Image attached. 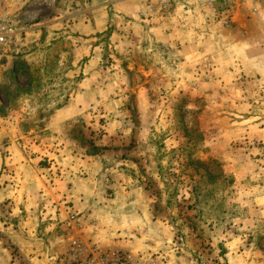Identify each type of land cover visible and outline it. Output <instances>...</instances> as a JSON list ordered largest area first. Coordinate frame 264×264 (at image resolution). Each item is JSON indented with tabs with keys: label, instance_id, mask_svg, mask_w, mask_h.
I'll list each match as a JSON object with an SVG mask.
<instances>
[{
	"label": "rangeland",
	"instance_id": "1",
	"mask_svg": "<svg viewBox=\"0 0 264 264\" xmlns=\"http://www.w3.org/2000/svg\"><path fill=\"white\" fill-rule=\"evenodd\" d=\"M6 11L0 264H264L262 4Z\"/></svg>",
	"mask_w": 264,
	"mask_h": 264
},
{
	"label": "built area",
	"instance_id": "2",
	"mask_svg": "<svg viewBox=\"0 0 264 264\" xmlns=\"http://www.w3.org/2000/svg\"><path fill=\"white\" fill-rule=\"evenodd\" d=\"M182 0H158L161 7L171 8L176 6ZM199 3L213 2V0H193ZM224 5H231L235 0H216ZM264 6V0H255ZM16 27V21L11 14L6 11V0H0V60L7 54L10 45L19 35Z\"/></svg>",
	"mask_w": 264,
	"mask_h": 264
},
{
	"label": "crops",
	"instance_id": "3",
	"mask_svg": "<svg viewBox=\"0 0 264 264\" xmlns=\"http://www.w3.org/2000/svg\"><path fill=\"white\" fill-rule=\"evenodd\" d=\"M120 7L122 9L126 10V11H129V9L131 10V8H130L131 6L128 5V4H125V3H120ZM74 104L75 103L73 101V102L70 103V105H68L65 108L59 110L57 115H56V117H55V122L57 121V123H60V122H64L66 120L74 118L76 116V113L73 110L75 108ZM4 132L7 133V136L10 137V134L5 129L0 130V136L4 135L3 134ZM8 146H9L8 149L10 150L11 153H13V154L16 153L17 154V147H16V145L14 143H12V141L8 143ZM10 159L12 161L10 165L16 168L17 163H18L17 159L15 157L14 158L12 157Z\"/></svg>",
	"mask_w": 264,
	"mask_h": 264
},
{
	"label": "trees",
	"instance_id": "4",
	"mask_svg": "<svg viewBox=\"0 0 264 264\" xmlns=\"http://www.w3.org/2000/svg\"><path fill=\"white\" fill-rule=\"evenodd\" d=\"M99 152V148H97L96 146L93 147V155H97V153Z\"/></svg>",
	"mask_w": 264,
	"mask_h": 264
}]
</instances>
